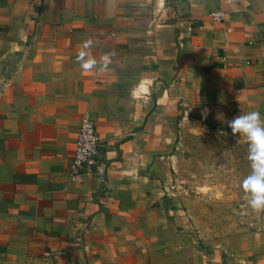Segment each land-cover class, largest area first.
I'll return each instance as SVG.
<instances>
[{
    "label": "crops",
    "instance_id": "crops-1",
    "mask_svg": "<svg viewBox=\"0 0 264 264\" xmlns=\"http://www.w3.org/2000/svg\"><path fill=\"white\" fill-rule=\"evenodd\" d=\"M230 103L264 119V0H0V264H234L165 186L184 117ZM84 112L98 167L70 175Z\"/></svg>",
    "mask_w": 264,
    "mask_h": 264
},
{
    "label": "rangeland",
    "instance_id": "rangeland-1",
    "mask_svg": "<svg viewBox=\"0 0 264 264\" xmlns=\"http://www.w3.org/2000/svg\"><path fill=\"white\" fill-rule=\"evenodd\" d=\"M238 114L244 110L236 103L189 111L169 153L165 186L175 229L196 250H210L222 263L264 264V213L247 206L240 187L249 172L247 146L227 126Z\"/></svg>",
    "mask_w": 264,
    "mask_h": 264
},
{
    "label": "clouds",
    "instance_id": "clouds-1",
    "mask_svg": "<svg viewBox=\"0 0 264 264\" xmlns=\"http://www.w3.org/2000/svg\"><path fill=\"white\" fill-rule=\"evenodd\" d=\"M106 55L101 70L108 67ZM85 70L97 67V62L89 60L81 65ZM230 135L241 138L246 146L249 172L241 181V192L247 206L254 213H264V119L259 111L238 114L227 122ZM228 135L229 133H224Z\"/></svg>",
    "mask_w": 264,
    "mask_h": 264
},
{
    "label": "built area",
    "instance_id": "built-area-1",
    "mask_svg": "<svg viewBox=\"0 0 264 264\" xmlns=\"http://www.w3.org/2000/svg\"><path fill=\"white\" fill-rule=\"evenodd\" d=\"M210 16L213 20L222 17L220 13H210ZM100 147L94 121L88 112H84L79 121L72 155L66 165L67 172L70 175H77L97 169Z\"/></svg>",
    "mask_w": 264,
    "mask_h": 264
}]
</instances>
